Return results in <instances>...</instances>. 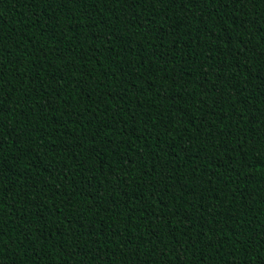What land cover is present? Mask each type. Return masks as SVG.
<instances>
[{
    "label": "trees",
    "instance_id": "obj_1",
    "mask_svg": "<svg viewBox=\"0 0 264 264\" xmlns=\"http://www.w3.org/2000/svg\"><path fill=\"white\" fill-rule=\"evenodd\" d=\"M0 264H264V0H0Z\"/></svg>",
    "mask_w": 264,
    "mask_h": 264
}]
</instances>
